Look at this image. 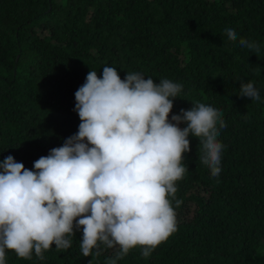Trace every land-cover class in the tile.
Segmentation results:
<instances>
[{
  "label": "trees",
  "instance_id": "16d2710c",
  "mask_svg": "<svg viewBox=\"0 0 264 264\" xmlns=\"http://www.w3.org/2000/svg\"><path fill=\"white\" fill-rule=\"evenodd\" d=\"M226 28L256 41L259 54L229 41ZM105 66L121 79L139 72L182 84L169 119L199 102L227 125L217 177L189 136L176 231L149 258L134 248L118 264H264V0H0V161L11 155L32 170L76 134L74 94ZM247 82L259 101L238 95ZM81 238L75 231L67 251L53 245L43 261L7 251L6 264H105L114 255L82 256Z\"/></svg>",
  "mask_w": 264,
  "mask_h": 264
},
{
  "label": "clouds",
  "instance_id": "9594fccd",
  "mask_svg": "<svg viewBox=\"0 0 264 264\" xmlns=\"http://www.w3.org/2000/svg\"><path fill=\"white\" fill-rule=\"evenodd\" d=\"M224 35L259 54L260 45L235 29ZM182 91L167 78L156 83L127 72L121 79L109 66L98 77L91 70L74 94L78 132L32 170L11 155L0 161V264L7 251L41 261L53 245L65 252L79 230L82 256L115 250L105 264H118L134 248L147 259L167 241L182 204L177 182L188 170L182 161L191 150L189 136L198 138V158L217 177L224 147L217 137L227 126L219 109L199 102L169 119ZM238 95L261 99L252 82L241 83Z\"/></svg>",
  "mask_w": 264,
  "mask_h": 264
},
{
  "label": "rangeland",
  "instance_id": "374dc122",
  "mask_svg": "<svg viewBox=\"0 0 264 264\" xmlns=\"http://www.w3.org/2000/svg\"><path fill=\"white\" fill-rule=\"evenodd\" d=\"M35 30L39 34V36H46V35H49V33H50L48 30H43V29H39V28H37Z\"/></svg>",
  "mask_w": 264,
  "mask_h": 264
}]
</instances>
